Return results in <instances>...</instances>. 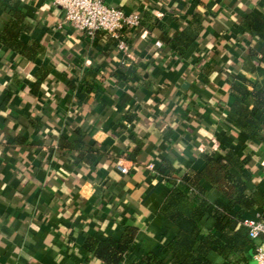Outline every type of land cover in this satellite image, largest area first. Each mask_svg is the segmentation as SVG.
<instances>
[{
  "label": "crops",
  "instance_id": "obj_1",
  "mask_svg": "<svg viewBox=\"0 0 264 264\" xmlns=\"http://www.w3.org/2000/svg\"><path fill=\"white\" fill-rule=\"evenodd\" d=\"M104 3L142 18L125 30L127 57L104 33L89 41L61 26L64 12L48 0H0V33L18 12L30 27L23 41L42 49L30 61L0 42V264H104L86 242L118 241L127 228L136 234L121 264L149 253L171 264L166 246L178 229L161 214L171 185L158 172L168 161L182 175L200 172L204 154L232 152L249 162L231 175L264 194V146L239 147L227 120L233 83L264 87V44L238 28L248 14L264 20V0ZM197 15L209 21L181 57L158 40V25L172 35ZM61 139L71 149L59 150ZM201 185L210 204L228 205ZM213 214L211 206L203 233ZM255 218L264 222V207L244 215ZM243 259L225 260L214 248L207 262L257 264L252 250Z\"/></svg>",
  "mask_w": 264,
  "mask_h": 264
},
{
  "label": "trees",
  "instance_id": "obj_2",
  "mask_svg": "<svg viewBox=\"0 0 264 264\" xmlns=\"http://www.w3.org/2000/svg\"><path fill=\"white\" fill-rule=\"evenodd\" d=\"M208 21V16L197 15L187 27L172 35L165 33L161 25L155 30L158 40L167 50L181 57L196 43L198 33ZM238 28L241 35L254 33L264 44V20L258 15L248 14ZM29 32L30 27L25 18L18 12H11V19L0 33V42L25 59L35 61L36 54L41 53L42 49L36 43L23 41L22 36ZM260 55L264 63V45ZM238 81L230 88L233 101L228 109L227 120L239 134V147L247 142L264 146V87H258L245 79ZM248 104L251 105L250 109ZM70 147L69 142L60 140L59 150ZM202 159L204 167L200 172L186 170L180 175V170L174 169L169 161L161 165L158 171L171 185L161 214L178 229L176 236L166 246L167 253L172 257L171 264H208L207 257L214 248L225 260L242 261L244 254L257 245L239 224L245 214H252L264 207V194L249 191L246 183L236 179L229 171V168L242 171L248 165L247 158H240L232 152L224 156L212 152L204 154ZM202 182L218 191L228 201V205L219 201L210 204L205 198ZM211 206L214 207V225L203 233L202 220L208 215ZM232 209H236V212L232 213ZM135 234L136 229L127 228L118 241L89 239L85 249L104 264H121ZM139 264H164V260L149 253L140 259Z\"/></svg>",
  "mask_w": 264,
  "mask_h": 264
},
{
  "label": "built area",
  "instance_id": "obj_3",
  "mask_svg": "<svg viewBox=\"0 0 264 264\" xmlns=\"http://www.w3.org/2000/svg\"><path fill=\"white\" fill-rule=\"evenodd\" d=\"M64 12L61 26H69L85 39L93 41L98 33L106 34L113 42L115 49L124 56L129 55V44L125 39L126 29H137L142 19L137 13H124L119 9L107 6L104 0H48ZM160 47V43H156ZM124 159L116 162V169L122 175L129 173ZM149 165L148 169L152 170ZM239 227L247 232L252 241H264V222L260 219H243ZM252 258L257 264H264V248L257 246L252 250Z\"/></svg>",
  "mask_w": 264,
  "mask_h": 264
}]
</instances>
